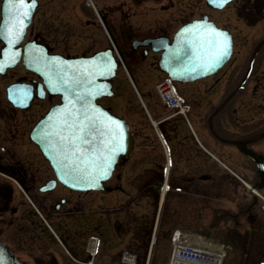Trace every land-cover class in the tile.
I'll list each match as a JSON object with an SVG mask.
<instances>
[{
  "label": "rangeland",
  "instance_id": "rangeland-1",
  "mask_svg": "<svg viewBox=\"0 0 264 264\" xmlns=\"http://www.w3.org/2000/svg\"><path fill=\"white\" fill-rule=\"evenodd\" d=\"M38 1V10L29 32L31 35H38L44 43L52 47L54 52L65 56L73 55L74 53L89 54L110 47L112 45L111 37L103 22L107 24L106 26L113 39H122V41H116L118 45L121 42V46L128 42V36L124 38L122 35L124 31H128L130 37H140L148 31L156 32L159 30L168 34L169 32L172 33L181 23L202 15H208L218 26L224 25L229 29L231 28L234 47L238 51L237 60L234 58V62L232 61L228 66L226 65L222 69L223 73L221 74V71L215 78L211 77L205 81L195 83L200 88L207 85L219 87L221 98L215 97V94L212 96V98L216 99L215 105L223 103L224 100L227 104L234 97L226 106L229 113L232 114L228 115L231 119L228 118L225 121L226 115L224 113L211 122V129L214 133L222 136L224 143H217L212 138H209L208 131L205 130L207 125L199 121L196 116L198 109L189 102L190 95L188 93L192 90L188 88L192 86V89L196 90L197 86L177 83L174 84V89L182 97L181 99L184 101L182 102L187 107V117L195 133L199 135L201 143L212 151L217 158L226 162L234 172L243 177V168L246 167L244 163L247 164V158L235 146L227 144L226 141L234 138L239 139V144H242V140L247 137L246 135L250 131L264 133V18L259 23L255 19L258 14L262 16L264 0H253V4H256L255 8L251 6L250 2H244L251 6L249 10L254 14H250L248 21H245L246 23L240 22L236 17V9L241 5L237 1L231 2L222 11L216 12L207 7L205 0H147L149 5H146L148 7L143 6L141 13L138 12L140 8L135 10L130 0H90L91 4L87 0ZM93 5L94 7H92ZM166 6H168V9ZM101 9L102 14L99 16H104V20L102 18L100 20L94 14L95 10H97L98 14ZM133 10L137 12H132ZM87 18L97 21L100 24L99 26L102 27V32L100 30L101 27L86 25L85 20ZM250 23L256 25L248 26ZM248 42L250 44L246 45ZM129 65L133 68L132 75L137 85L140 86L139 88L142 87L143 97L140 95L142 101H140L134 88H131L128 84L126 80L128 77L127 73L120 66L118 75L114 80L115 95L102 98V104L111 108L114 114L126 116L127 120L130 121L134 128L138 129L139 133L145 134L144 137L148 141L145 138L144 140L137 138L136 150L132 152L126 162L118 163L113 176L105 183L107 186L115 184L118 187L117 189L115 186L111 192L96 191L89 194L90 231L92 235H96L100 239L101 256H103V252H110V248L116 245L115 253L117 250L133 251L137 253V264H144L146 253L151 245V262L163 264L165 263L164 259L169 255L168 237L174 231L198 233V230H201L206 232L208 236H204L209 239L215 241L220 239L213 237L216 234L214 215L217 210L214 209L217 206L208 204L203 206H180L179 212L181 211L185 218L175 221L170 220L171 224H168L165 222L167 219H164V215V218L161 217L163 222L159 225L160 220L157 219L156 221V216L159 211L158 218L160 217L161 208L159 206L160 202L155 204V193H157L156 190H153L154 186H156L155 181L161 179L165 173L166 165L169 166L170 176L183 179L189 175H200L204 171L215 172L217 170L215 167L217 166L219 167L218 171L225 170L214 159L204 154L191 136L190 139L193 141L194 147L190 144L186 137L191 135V131L189 127L187 128L188 125L181 116L176 117V120H172L169 123L170 125L168 122L162 123L160 131H164L163 133L166 137L167 130L173 127L174 140H178L179 143L183 141L180 144L182 149L180 147L177 148L181 149L182 156L177 154L175 156L176 159L175 157L173 159L171 155H168V163L166 159L165 161L162 159L163 148L161 143L158 142L156 131L150 124L151 121L149 119V116L152 118L156 115V112L165 115L167 111L160 105L155 92L150 88L158 80L157 73L152 70L147 60L140 61L139 65L137 64L138 66ZM134 68H136L135 71ZM217 77L218 80H216ZM3 83L4 81L0 78V86ZM225 86L227 87L224 88ZM199 98L205 104L206 96L199 95ZM259 105H261V108ZM152 139H155L157 144H153ZM165 142L169 152L170 144L167 141V137ZM151 143L152 145H150ZM260 144L255 148L261 149L262 153H264V144L262 145V142ZM159 157H161L160 161L158 160ZM157 163L163 164L164 168L159 169L158 165H156ZM252 168L253 166L251 165ZM216 175L218 176V174ZM199 183L198 187L201 186L203 189L211 191L210 183ZM161 190L160 194L163 193ZM246 191V189L244 191L241 188L237 189L236 199L234 198L232 204L227 201L226 191H218L222 199L212 203L217 202L224 208L223 211H229L230 213L232 211L235 213L238 208H241L239 203H251L255 205V210L262 213L261 217L264 218V204L259 198L257 200L249 196ZM187 200V202H190L189 198ZM207 202H210V200L206 199L204 201V203ZM174 206L171 205L169 209L171 210ZM188 209H190L189 212ZM228 218L219 224L227 225V227L232 225L239 231L240 229L241 231L245 229L246 225L248 226L247 221L242 216L236 221H229ZM153 229H155V238L152 242L153 244H151ZM168 229L169 231L165 232ZM209 239L207 240L210 241ZM235 239H237V242L240 241L239 237ZM258 245H256V249L261 248V245ZM251 253L248 252V255L254 257ZM230 255L231 251H229L226 261L229 260V257L239 261L240 257L243 258V251L236 247L232 255ZM56 256L62 258V254L58 252ZM111 257L115 258V254ZM105 258H102V262H107V264L113 262L110 258V262ZM162 261L163 263H161Z\"/></svg>",
  "mask_w": 264,
  "mask_h": 264
},
{
  "label": "flooded vegetation",
  "instance_id": "flooded-vegetation-1",
  "mask_svg": "<svg viewBox=\"0 0 264 264\" xmlns=\"http://www.w3.org/2000/svg\"><path fill=\"white\" fill-rule=\"evenodd\" d=\"M130 1L133 3L132 5L135 7V10L141 8V12L143 6L148 7L146 5H149L147 0ZM233 1H237L239 4L241 3V5L237 7L235 13L240 22L246 23L250 14L253 15L249 10L250 7L252 6L255 8L256 4H253V0ZM144 2H146V4ZM244 2H250L251 6ZM37 10L38 6L26 30L22 44L26 42L41 44L47 48L48 53H57L54 52L52 47L44 43L38 35H31L29 32ZM135 10L132 12H137ZM255 19L258 20L259 17L256 15ZM85 23L86 25H95L98 26V28L101 27L97 21L92 19L90 20L87 18ZM100 30L102 32V27ZM156 32L160 35H167L165 31L159 30ZM150 36L151 32L148 31L144 35L138 37L141 39ZM117 40L119 39L117 38ZM119 41H122V39ZM1 47L2 43L0 42V48ZM122 49L125 51L127 59L132 63L136 62V58L139 54L144 57L143 48H139L137 51H128L124 44L122 45ZM95 52L89 54L74 53L66 57L89 56ZM150 54L151 53H148L145 58H148ZM21 57L22 55L20 56L19 62L14 67L8 68L3 74H0V78L4 81L3 85L0 86V240L11 248L21 264H86L89 255L86 252L85 243L87 237L91 234V219L89 216V194L91 192L75 191L62 185L56 177L52 164L46 158L40 146L30 136L34 126L50 109L59 106L60 101L59 95L48 92L37 73L24 67L21 63ZM220 76L218 75V77ZM218 77L216 80H218ZM14 83L22 84V86L19 87L22 95H27L29 93V101L27 103L17 105L9 101L7 97V87ZM196 86V90H193L192 86L188 88L192 90L191 92H189L190 90L188 91L190 95L189 102L198 109L196 116L199 121L207 125L205 130L208 131L209 138H212L217 143H223L224 140H222V136L214 133L211 129V122L224 113L226 115L225 121L228 118L231 119L228 115L232 114L229 113L226 106L234 97H232L227 104L224 100L223 103L215 105L216 99L212 98V96L215 94V97L221 98L219 87L207 85L206 87L203 86L200 88L199 85ZM197 90L199 91L196 92ZM199 95L206 96L205 104L202 103ZM15 96H17V94H15ZM97 102L102 106V96ZM259 107L261 108V105H259ZM172 120H176V117ZM172 120H169L168 124L171 123ZM130 128L134 132L136 140V138H138L137 132L134 130V127L130 126ZM246 136L247 137L242 140V144H239V139L234 138L228 139L226 142L235 146V148L247 158V164L244 163L246 167L243 168L242 176L245 180L250 181L253 186L257 187L260 183L257 168L254 161L245 155L244 148L250 150L253 154H257L264 166V153H262L261 149L255 148L258 144L261 145V142L262 145L264 144V133H254L250 131ZM166 137L171 146V157L174 158L177 154L182 156V151H180L182 147L180 144L183 141L179 143L178 140H174L173 127L167 130ZM186 139L194 147L190 135L187 136ZM153 144L157 143L153 141ZM179 147L181 149H177ZM136 148L137 146L134 144L132 152H134ZM158 160L160 161L161 157H159ZM156 165H158L159 169H163V164L157 163ZM251 165L253 166L252 169ZM215 169H217L215 172L204 171L200 175H189L185 177V179L172 177L168 171L166 177L165 174H163L161 179L156 181L154 179L156 186H154L155 188H153V190L157 191V193H155V204L159 203L161 199L164 208L163 216L165 215L164 217L174 221L185 218L181 214V211L179 212L180 206H203L205 204L217 206V208L214 209L217 210L214 215V228L216 234L213 236L217 239L220 238V240L226 239V244L229 245L230 249L233 248V251L237 243V239L235 238L248 239L255 237V248L258 244L261 245H258L261 248L255 251L253 250L252 253L254 257L257 256V258H261L264 253V218L261 217L262 213L255 210V205H252L243 209L242 215L231 213L228 215V218V216L224 214L226 212L223 211L224 208L217 202H212L222 199L218 191H226L228 196L227 201L229 204H232L234 202L236 189L241 188L244 190V188L225 171H218V166L215 167ZM216 174H218V176ZM202 175L205 176L204 179L201 178ZM252 176L254 177L252 178ZM164 179H166V187L161 196L159 192L160 189H162V182ZM225 181L230 182L226 183ZM199 182L210 183L211 191L209 192L201 186L198 187V184H200ZM115 186L116 185L113 184L108 187L113 188ZM115 188L117 189L118 187L116 186ZM260 190L264 194V185ZM188 198L190 202H187ZM206 199H209L210 202L204 203ZM171 205L175 206L170 210L169 208ZM190 209H188V212ZM239 216H242L248 223V226L246 225L245 229L242 231L241 229L239 231V229L232 225L229 226V228L227 225L224 226L219 224L226 218H228L229 221H235ZM57 252L62 254V258L56 256ZM69 255H71L73 259L70 258ZM111 260L113 261L111 264H117L116 258L111 257ZM93 263L102 264L100 249L94 257Z\"/></svg>",
  "mask_w": 264,
  "mask_h": 264
},
{
  "label": "water",
  "instance_id": "water-1",
  "mask_svg": "<svg viewBox=\"0 0 264 264\" xmlns=\"http://www.w3.org/2000/svg\"><path fill=\"white\" fill-rule=\"evenodd\" d=\"M231 0H227L229 2ZM212 8L220 9L227 2L225 0H206ZM34 4L33 7L28 5ZM37 6V0H26L25 7L20 8L18 0H1L0 5V74L7 68L14 67L20 60L24 67L37 73L49 93L60 96V105L48 111V113L34 126L30 136L40 146L46 158L52 164L55 174L60 183L70 189L77 191L104 190L103 183L110 179L119 157L125 162L133 147V135L125 119L112 114L108 109L96 103V99L103 96H112L111 79L116 76L120 62H123L122 53L119 51L115 40L112 38L106 23L105 29L109 32L113 48L107 47L91 56H79L67 58L60 54H50L47 48L41 44L26 42L21 45L26 29L31 22L32 15ZM27 11V17L23 12ZM104 20V16H102ZM215 30L223 34L221 40L226 42V54L213 65L205 69L204 64L210 61L211 52L202 51L197 48L199 38L205 32ZM132 49L138 47H149L152 52H160L156 61L158 69L165 73L174 82H192L214 74L221 68L231 56L232 37L227 29L216 27L214 22L209 21L207 16L202 19L192 20L179 27L172 38L154 37L143 40H133ZM115 50L118 58L114 55ZM179 52V54H177ZM55 58V59H54ZM69 80L66 85L62 81ZM54 84L57 90H52ZM21 83H14L7 87L9 101L22 105L29 101V93L22 95ZM17 94V96H15ZM83 96V100H77ZM73 102L74 107L68 101ZM88 107L87 115L93 119L84 120V109ZM73 112L76 117V126L69 130L63 124L65 111ZM115 121L116 124L112 122ZM83 122L86 127L81 132L80 126ZM118 128L122 136L120 141L122 151L115 154L107 178L96 180L91 183L88 179H77L93 173L91 162L98 155H107L104 142L111 138L109 129ZM79 139L72 141L73 136ZM62 137L66 139H62ZM76 148L80 151L73 152ZM245 152L254 160L258 168L260 183L264 185V170L258 155ZM83 154V155H82ZM65 157H69L66 159ZM73 160L77 163H73ZM89 161L88 165L84 161ZM201 178H205L202 176ZM110 190V189H109ZM0 264H20L12 251L0 241Z\"/></svg>",
  "mask_w": 264,
  "mask_h": 264
},
{
  "label": "snow or ice",
  "instance_id": "snow-or-ice-1",
  "mask_svg": "<svg viewBox=\"0 0 264 264\" xmlns=\"http://www.w3.org/2000/svg\"><path fill=\"white\" fill-rule=\"evenodd\" d=\"M225 2H227V0H225ZM18 3H19L20 8L23 9L25 7L26 0H18ZM33 6L34 4L28 5L29 8ZM22 14L24 17H27L28 12L24 11ZM222 35L223 34L217 33L215 30H211V31L205 32L204 35L199 38V42L196 45L197 48L205 52L207 51L211 52L210 61L204 64L205 69L210 68L213 65V63L218 62L226 54L227 44L226 42L221 40ZM177 54H179V52H177ZM62 82L66 85L70 83L69 80L67 79H64ZM51 89L57 90L54 84L51 85ZM76 99L83 100L84 98L83 96H78ZM68 103L70 106L74 107L73 102L71 100H69ZM88 111L89 109L86 106L84 109V112H85L84 120L85 121L93 119V117H90L89 115H87ZM112 123L116 124L115 121H113ZM63 124L69 130L73 129L76 126V117L73 115V112L67 111V110L65 111V118L63 120ZM84 127H86V125L83 122H81V126L79 130L82 132L84 130ZM109 131L111 133V138L104 142V148L108 154L98 155L96 160L91 162V166L93 167L94 172L89 173L87 177L78 176L76 177L77 179H88L91 183H95L96 180L107 178L109 170L112 164L114 163L115 154L123 150L121 143H120L122 136L119 134L118 128L109 129ZM62 139H66V138L62 137ZM78 139H79L78 136L74 135L72 137L73 142ZM78 151H80L79 148H76L73 152V156L75 155V152H78ZM65 158L68 159L69 157H65ZM73 163H77V161L73 160ZM84 164L88 165L89 161L85 160Z\"/></svg>",
  "mask_w": 264,
  "mask_h": 264
},
{
  "label": "built area",
  "instance_id": "built-area-1",
  "mask_svg": "<svg viewBox=\"0 0 264 264\" xmlns=\"http://www.w3.org/2000/svg\"><path fill=\"white\" fill-rule=\"evenodd\" d=\"M156 90L161 100L170 107H176L178 100L168 81L156 85ZM184 236L174 245L170 264H222L224 252L221 247L216 249L193 247ZM93 245L94 242L92 241Z\"/></svg>",
  "mask_w": 264,
  "mask_h": 264
},
{
  "label": "trees",
  "instance_id": "trees-1",
  "mask_svg": "<svg viewBox=\"0 0 264 264\" xmlns=\"http://www.w3.org/2000/svg\"><path fill=\"white\" fill-rule=\"evenodd\" d=\"M259 13H260V12H259ZM129 69H130V70H129L130 73L133 74L131 68H129ZM134 80H135V79H134ZM135 83H136V82H135ZM141 95H142V93H141ZM142 97H143V95H142ZM234 180H235V179H234ZM235 181H236V180H235ZM225 182H226V181H225ZM229 182H230V181H227L226 183H229ZM235 189H236V188H235ZM235 189H234V190H235ZM236 191H237V189H236ZM235 193H236V192H235ZM161 217H162V216H161ZM161 217H160L159 225L162 224V222H163V221H161V219H162ZM168 231H169V229H168L167 231H165V232H168ZM206 236H208V235L206 234ZM209 237H210V236H209ZM165 239H166V238H165ZM168 239H169L168 243H170L171 236L168 237ZM243 239H244V238H243ZM244 240H246V239H244ZM239 242H240V243H239V245H240V248H239V249H241L243 252H245V250L248 251V248H249V247L247 246V245H248V244H247V240H246V242H244V241H242V240H240ZM234 264H236V263H234ZM242 264H247V263L242 262Z\"/></svg>",
  "mask_w": 264,
  "mask_h": 264
},
{
  "label": "bare ground",
  "instance_id": "bare-ground-1",
  "mask_svg": "<svg viewBox=\"0 0 264 264\" xmlns=\"http://www.w3.org/2000/svg\"><path fill=\"white\" fill-rule=\"evenodd\" d=\"M250 196L254 197L252 193H250ZM235 213L236 214L240 213V209H238ZM202 233L205 234L206 232L205 231H202ZM239 239L242 240V241H244V242H246V240H244L243 238H239ZM255 240H256L255 237H251L250 242H247V244L249 243L247 246H249L250 248H253V245L255 244ZM195 242L199 243V241H196V240H195ZM239 243H240L239 241L236 243L238 249L240 248Z\"/></svg>",
  "mask_w": 264,
  "mask_h": 264
}]
</instances>
